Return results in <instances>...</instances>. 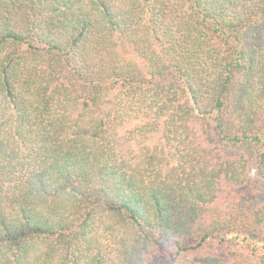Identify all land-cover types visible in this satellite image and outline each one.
Masks as SVG:
<instances>
[{
  "label": "trees",
  "instance_id": "1",
  "mask_svg": "<svg viewBox=\"0 0 264 264\" xmlns=\"http://www.w3.org/2000/svg\"><path fill=\"white\" fill-rule=\"evenodd\" d=\"M261 187L264 0H0V264H264Z\"/></svg>",
  "mask_w": 264,
  "mask_h": 264
},
{
  "label": "rangeland",
  "instance_id": "2",
  "mask_svg": "<svg viewBox=\"0 0 264 264\" xmlns=\"http://www.w3.org/2000/svg\"><path fill=\"white\" fill-rule=\"evenodd\" d=\"M250 182L251 180L248 183ZM246 191L248 190L246 189ZM252 192L253 191H251V193ZM254 193L255 194L250 195V197L254 198V203H264V187H261L259 190L255 189ZM230 247V244L223 245L217 243L215 240H212L201 247L188 249L177 254L173 244H163L160 245L153 253L152 264H171L173 261L178 262L181 258L192 255L226 254Z\"/></svg>",
  "mask_w": 264,
  "mask_h": 264
}]
</instances>
